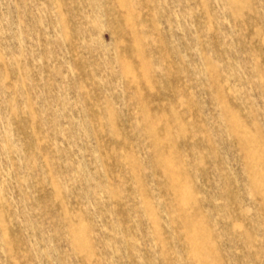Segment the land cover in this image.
<instances>
[{
    "label": "rangeland",
    "instance_id": "374dc122",
    "mask_svg": "<svg viewBox=\"0 0 264 264\" xmlns=\"http://www.w3.org/2000/svg\"><path fill=\"white\" fill-rule=\"evenodd\" d=\"M0 264H264V0H0Z\"/></svg>",
    "mask_w": 264,
    "mask_h": 264
}]
</instances>
